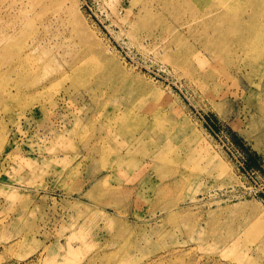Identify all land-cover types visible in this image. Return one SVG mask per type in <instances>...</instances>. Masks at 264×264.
I'll return each mask as SVG.
<instances>
[{
	"label": "rangeland",
	"instance_id": "obj_1",
	"mask_svg": "<svg viewBox=\"0 0 264 264\" xmlns=\"http://www.w3.org/2000/svg\"><path fill=\"white\" fill-rule=\"evenodd\" d=\"M241 1L0 0V264H264V31L216 35Z\"/></svg>",
	"mask_w": 264,
	"mask_h": 264
},
{
	"label": "bare ground",
	"instance_id": "obj_2",
	"mask_svg": "<svg viewBox=\"0 0 264 264\" xmlns=\"http://www.w3.org/2000/svg\"><path fill=\"white\" fill-rule=\"evenodd\" d=\"M222 5H227L228 4V0H218ZM242 5V1L240 0L239 2V6ZM259 17V18H258ZM258 19L260 22V19L263 21L264 24V11H259V13L256 15H254V17H248L246 20H243L242 17H227V16H223L221 15V17H219L218 19V27L216 28V35H250L249 31V26L250 24H257L256 27L258 26V29L260 31H264V26H261L258 24ZM177 21V20H176ZM178 22V21H177ZM251 22V23H250ZM179 24V23H178ZM177 26V25H176ZM223 27H228V28H232L231 33H224V34H220L218 28H223ZM166 28H168L166 26ZM16 28L15 25L6 27L5 31H4V37H5V42L2 41L0 43V49L1 50H6L9 46L11 47V37H13L12 35H15L16 33ZM11 33V34H10ZM11 35V36H9ZM250 44L249 41H247V43H241L238 42V46L240 48H244L245 45ZM229 46H230V42H228L227 45H224L223 43H220V48L223 49L225 52L229 53ZM211 48H213V46L211 45ZM259 49V48H258ZM257 49V50H258ZM22 53H17L18 56H21ZM26 54L24 53V56ZM248 258L245 256L244 258H241V263L242 264H251V262L249 260H247Z\"/></svg>",
	"mask_w": 264,
	"mask_h": 264
}]
</instances>
